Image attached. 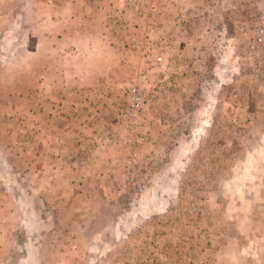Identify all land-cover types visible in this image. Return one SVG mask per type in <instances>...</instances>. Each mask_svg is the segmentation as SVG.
Instances as JSON below:
<instances>
[{
	"label": "rangeland",
	"instance_id": "rangeland-1",
	"mask_svg": "<svg viewBox=\"0 0 264 264\" xmlns=\"http://www.w3.org/2000/svg\"><path fill=\"white\" fill-rule=\"evenodd\" d=\"M261 31L264 0H0V264H264Z\"/></svg>",
	"mask_w": 264,
	"mask_h": 264
},
{
	"label": "built area",
	"instance_id": "built-area-1",
	"mask_svg": "<svg viewBox=\"0 0 264 264\" xmlns=\"http://www.w3.org/2000/svg\"><path fill=\"white\" fill-rule=\"evenodd\" d=\"M259 42H264V31H261L260 36L258 37ZM135 101H139L137 98H134Z\"/></svg>",
	"mask_w": 264,
	"mask_h": 264
}]
</instances>
